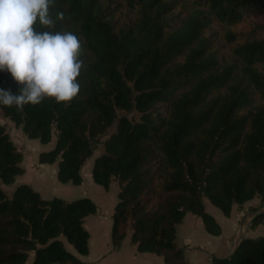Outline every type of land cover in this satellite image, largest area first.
I'll return each mask as SVG.
<instances>
[{
	"label": "trees",
	"instance_id": "trees-1",
	"mask_svg": "<svg viewBox=\"0 0 264 264\" xmlns=\"http://www.w3.org/2000/svg\"><path fill=\"white\" fill-rule=\"evenodd\" d=\"M50 15L55 31L80 38V92L67 105L0 104V113L30 140L54 138L37 163L56 164L61 184L81 185L99 152L92 181L117 188L112 250L129 231L137 252L186 264L175 245L186 213L221 233L202 196L224 217L254 198L264 204V0H55ZM0 89L18 85L0 73ZM21 160L0 124V264L30 254L31 264H83V224L97 206L42 199L16 183ZM211 264H264V236L240 239Z\"/></svg>",
	"mask_w": 264,
	"mask_h": 264
},
{
	"label": "clouds",
	"instance_id": "clouds-1",
	"mask_svg": "<svg viewBox=\"0 0 264 264\" xmlns=\"http://www.w3.org/2000/svg\"><path fill=\"white\" fill-rule=\"evenodd\" d=\"M55 0H0V73H8L17 92L0 89V104L23 110L46 100L69 104L80 92L84 68L80 38L55 31L50 15Z\"/></svg>",
	"mask_w": 264,
	"mask_h": 264
},
{
	"label": "crops",
	"instance_id": "crops-1",
	"mask_svg": "<svg viewBox=\"0 0 264 264\" xmlns=\"http://www.w3.org/2000/svg\"><path fill=\"white\" fill-rule=\"evenodd\" d=\"M9 126L10 125H7L8 128ZM47 150L48 149L38 152L37 157L39 153ZM37 157L35 158V161L31 163L34 176L33 178H31L30 183L22 181L21 177L24 173L16 178V183L26 184L30 186L44 200L57 197V194H61L62 197L60 198L67 201H72V200H68L67 197L69 195H75L73 197L74 200L79 198H89L97 206L96 213L92 216L85 218L83 224L84 229L87 231L89 235L88 253L86 256L79 257L80 261L83 264H165L163 260L156 255L137 252L136 246L130 243L129 231L127 232L124 240L122 241L120 248L117 250H112L110 244V231L112 225L113 209L117 202V198H116L117 188L115 184L112 183L107 189L97 186L92 181L91 170H90V174L88 173L86 177L82 176V172H81L82 182L81 185L79 186H74L70 183L61 184L53 180H48L45 176V174L47 173L48 164L36 163ZM85 180H86V185L84 183ZM254 199H257L259 201L258 205L250 204L251 200L246 202L242 206L233 205L230 215L233 213L234 209L236 210V213L230 220V227H232L233 225L236 227L240 226V229L242 230L245 226L247 227L248 221H250L249 224L252 228L259 225L257 224L255 226H252L251 220L257 214H261V213L264 214V204L261 203L259 198H254ZM216 210L221 216H223L218 209ZM206 213H208L213 217L211 213L209 212ZM213 219L215 220L214 217ZM242 219H244V222L241 224ZM217 224L220 226L222 232L223 229L222 225L219 224V222H217ZM180 227L182 230H184L187 233H191L195 229H197L198 231L202 229L204 231L200 218H197L190 213H186L180 224H178L176 227L175 245L177 247L179 246L176 243V239ZM240 239L242 238L241 237L238 238L235 241V243L231 246L228 256L230 255L233 247L237 244V242ZM182 243H184L185 245H190L193 242L191 239L188 238L184 240V242ZM230 243H232V240ZM179 248H181L182 250V247ZM202 252L205 255H208L207 250L203 249ZM32 257H33L32 254H30L25 264H31ZM210 262H211V258H210Z\"/></svg>",
	"mask_w": 264,
	"mask_h": 264
},
{
	"label": "rangeland",
	"instance_id": "rangeland-1",
	"mask_svg": "<svg viewBox=\"0 0 264 264\" xmlns=\"http://www.w3.org/2000/svg\"><path fill=\"white\" fill-rule=\"evenodd\" d=\"M0 124L4 126L5 132L8 134L15 148L23 156L20 163V167L25 171L21 177L22 181L30 183L31 178H33L34 176L31 163L35 161L38 152L49 149L53 146L54 138L47 145H42L37 142V140H30L21 132L20 129L14 127V125L9 120L4 119L1 113ZM7 125H10L9 128L7 127ZM98 154L99 152H95L93 157L87 159L81 171L82 176L86 177L88 173L90 174L93 158ZM47 166V173L45 174L46 178L48 180L58 182L56 179V165L52 164ZM84 183L86 185V180ZM113 184H115L116 186V183ZM13 187L14 185H10L3 187V189L5 190L7 195H10L12 193ZM74 196L75 195H69L67 198L68 200H74ZM57 197L60 198L62 197V195L57 194ZM201 200L204 210L206 212L211 213L215 220L222 225L223 229L220 235L215 237L207 235L202 229L200 231L195 229L191 233H187L180 227L177 234L176 243L179 247H182L183 257L185 259L186 264H211L210 258L212 257H227L230 252L231 246L235 243L238 238H255L257 236H264V224H259L256 227L252 228L249 224L250 221H248L247 227L245 226L242 230L240 229V226L236 227L233 225L232 227H230V220L236 213L235 209L233 210V213L229 216V218L223 217L218 213L215 207H213L205 197L202 196ZM250 204L258 205L259 201L257 199H252ZM244 219H242L241 224L244 222ZM188 238L192 240V244L185 245L184 243H182ZM231 240L232 243H230ZM203 249L208 251V255H205L202 252Z\"/></svg>",
	"mask_w": 264,
	"mask_h": 264
}]
</instances>
